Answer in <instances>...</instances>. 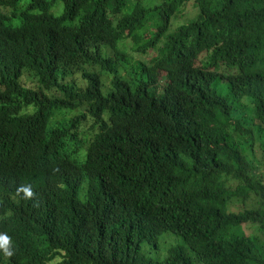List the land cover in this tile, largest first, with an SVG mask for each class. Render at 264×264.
Listing matches in <instances>:
<instances>
[{
    "label": "trees",
    "instance_id": "trees-1",
    "mask_svg": "<svg viewBox=\"0 0 264 264\" xmlns=\"http://www.w3.org/2000/svg\"><path fill=\"white\" fill-rule=\"evenodd\" d=\"M59 1L0 0V264H264V0Z\"/></svg>",
    "mask_w": 264,
    "mask_h": 264
},
{
    "label": "rangeland",
    "instance_id": "rangeland-1",
    "mask_svg": "<svg viewBox=\"0 0 264 264\" xmlns=\"http://www.w3.org/2000/svg\"><path fill=\"white\" fill-rule=\"evenodd\" d=\"M51 1L52 5L54 6L52 12H54L56 15H61L65 11V4L59 0H49ZM152 1H150L151 4ZM196 14L194 10V5L190 3L187 6V10L183 13V15L180 17V21L186 22L190 18H192ZM141 56H144L146 59H151L155 56L154 52H150V56H145L144 54L138 55L137 58L140 59ZM178 245H185V240L183 236L175 234V233H167L162 236L160 241V248L159 249H148V253L153 259H156L158 261H163L166 259V257L170 254V250ZM160 264V263H159ZM203 264V263H199Z\"/></svg>",
    "mask_w": 264,
    "mask_h": 264
}]
</instances>
